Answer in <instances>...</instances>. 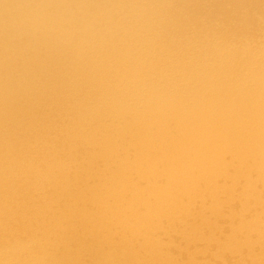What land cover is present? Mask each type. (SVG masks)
Wrapping results in <instances>:
<instances>
[{
  "label": "bare ground",
  "instance_id": "bare-ground-1",
  "mask_svg": "<svg viewBox=\"0 0 264 264\" xmlns=\"http://www.w3.org/2000/svg\"><path fill=\"white\" fill-rule=\"evenodd\" d=\"M0 264H264V0H0Z\"/></svg>",
  "mask_w": 264,
  "mask_h": 264
}]
</instances>
